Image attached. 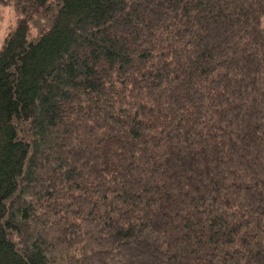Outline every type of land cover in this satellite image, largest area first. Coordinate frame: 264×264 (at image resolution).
I'll use <instances>...</instances> for the list:
<instances>
[{
  "label": "trees",
  "instance_id": "16d2710c",
  "mask_svg": "<svg viewBox=\"0 0 264 264\" xmlns=\"http://www.w3.org/2000/svg\"><path fill=\"white\" fill-rule=\"evenodd\" d=\"M0 264H264V0H0Z\"/></svg>",
  "mask_w": 264,
  "mask_h": 264
},
{
  "label": "rangeland",
  "instance_id": "374dc122",
  "mask_svg": "<svg viewBox=\"0 0 264 264\" xmlns=\"http://www.w3.org/2000/svg\"><path fill=\"white\" fill-rule=\"evenodd\" d=\"M16 13L12 6H0V47L7 32L15 25Z\"/></svg>",
  "mask_w": 264,
  "mask_h": 264
}]
</instances>
